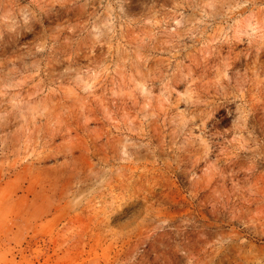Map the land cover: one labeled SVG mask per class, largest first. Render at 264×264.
Wrapping results in <instances>:
<instances>
[{
	"label": "rangeland",
	"instance_id": "1",
	"mask_svg": "<svg viewBox=\"0 0 264 264\" xmlns=\"http://www.w3.org/2000/svg\"><path fill=\"white\" fill-rule=\"evenodd\" d=\"M0 264H264V0H0Z\"/></svg>",
	"mask_w": 264,
	"mask_h": 264
}]
</instances>
